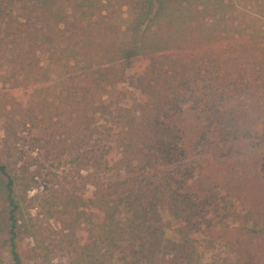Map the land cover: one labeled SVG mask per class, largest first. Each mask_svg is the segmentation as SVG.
<instances>
[{
  "label": "trees",
  "instance_id": "1",
  "mask_svg": "<svg viewBox=\"0 0 264 264\" xmlns=\"http://www.w3.org/2000/svg\"><path fill=\"white\" fill-rule=\"evenodd\" d=\"M255 2L263 15L242 0H0L12 67L36 86L49 80L39 53L65 70L48 105L74 107V234L64 228L74 264H207L203 246L215 240L233 257L224 264H264V0ZM124 7L126 26L116 21ZM128 71L143 102L112 105L108 88ZM212 150L228 156L220 174L189 160ZM18 185L0 154V241L13 264L25 234ZM162 207L180 222L176 241Z\"/></svg>",
  "mask_w": 264,
  "mask_h": 264
},
{
  "label": "rangeland",
  "instance_id": "2",
  "mask_svg": "<svg viewBox=\"0 0 264 264\" xmlns=\"http://www.w3.org/2000/svg\"><path fill=\"white\" fill-rule=\"evenodd\" d=\"M242 3L263 15L255 0ZM132 17L124 7L116 21L126 26ZM7 40L0 32V154L18 177L20 224L25 230L17 248L21 264H74V250L68 248L64 237L67 226L74 234V107L63 110L48 105L57 99L65 70L50 65L46 55L39 53L40 65L49 80L32 85L10 64L12 48L7 46ZM108 90L107 100L112 105L131 107L143 102L132 72L128 71L121 83ZM188 119L193 126L195 122ZM192 126L187 132L190 144L195 140ZM189 156L190 162L210 164L217 174L228 163L225 151L212 150L205 155L192 152ZM160 213L166 239L176 241L180 222L170 216L166 207L160 208ZM218 242L203 246V263L224 264L223 260L233 258ZM0 264H13L1 241Z\"/></svg>",
  "mask_w": 264,
  "mask_h": 264
}]
</instances>
